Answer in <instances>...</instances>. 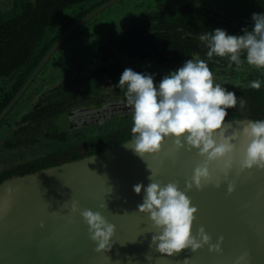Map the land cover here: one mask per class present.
<instances>
[{
    "label": "flooded vegetation",
    "instance_id": "1",
    "mask_svg": "<svg viewBox=\"0 0 264 264\" xmlns=\"http://www.w3.org/2000/svg\"><path fill=\"white\" fill-rule=\"evenodd\" d=\"M253 13H264V0H0V184L131 140L132 108L118 85L125 68L158 84L203 59L245 101L260 80L264 120V69L229 68L199 40L217 28L243 35Z\"/></svg>",
    "mask_w": 264,
    "mask_h": 264
},
{
    "label": "water",
    "instance_id": "2",
    "mask_svg": "<svg viewBox=\"0 0 264 264\" xmlns=\"http://www.w3.org/2000/svg\"><path fill=\"white\" fill-rule=\"evenodd\" d=\"M249 120L226 119L234 128ZM132 140V139H131ZM131 140L107 151L64 163L0 184V264H264V170L239 172L234 165L225 181L220 166L213 164L212 182L197 190H187L185 182L202 157L196 150L176 151L166 139L160 153L143 158L127 148ZM155 179L175 181L197 208L192 233L199 227L211 236V243L223 237L220 253L208 245L192 252L190 248L171 257L155 250L148 216L138 211L143 202L133 191L137 183ZM239 172V175L237 173ZM220 180L216 186V179ZM228 183L234 190L227 191ZM78 208L99 211L115 225L110 244L96 250L88 226L71 212ZM105 203V208L99 205Z\"/></svg>",
    "mask_w": 264,
    "mask_h": 264
},
{
    "label": "clouds",
    "instance_id": "3",
    "mask_svg": "<svg viewBox=\"0 0 264 264\" xmlns=\"http://www.w3.org/2000/svg\"><path fill=\"white\" fill-rule=\"evenodd\" d=\"M251 20V29H242L243 35H229L219 28L199 35V40L208 47L207 56L227 57L228 67L232 68L234 64L237 70L244 63L264 69V13H253ZM118 85L126 86L127 104L132 108V140L125 145L127 148L143 158L145 154L160 153L165 140L171 139L176 151L194 149L202 157L185 182L187 190L193 186L200 190L212 182L213 164L220 166L225 181L234 165H238L239 172L254 167L264 170V120L249 119L239 129L226 123L227 110L236 108L238 102L243 110L246 101L243 98L238 101L234 92L216 83L205 60H186L182 66L164 75L158 84L154 83V74L125 68ZM250 87L259 90L261 81H251ZM150 171V183L146 187L137 183L133 191L140 194L143 188V202L137 207L156 229L152 235L155 250L171 257L184 249L190 248L194 252L208 245L209 252L220 253L222 236L213 244L203 227L193 235L197 208L185 191H181L175 181L165 184L155 179L158 174ZM219 183L217 178V187ZM233 190L234 184L228 183L227 191ZM99 207L105 208L106 204L101 203ZM70 209L73 213L79 211L97 251L109 246L115 225L99 211L80 210L74 200ZM244 255L237 257L234 264H240ZM184 264H188V259Z\"/></svg>",
    "mask_w": 264,
    "mask_h": 264
},
{
    "label": "trees",
    "instance_id": "4",
    "mask_svg": "<svg viewBox=\"0 0 264 264\" xmlns=\"http://www.w3.org/2000/svg\"><path fill=\"white\" fill-rule=\"evenodd\" d=\"M251 93H252L251 95L252 98L246 100V108L243 110L240 109V107H238L239 105L238 102L236 108L229 109L227 118L246 116V117H250L251 119L258 120V101L255 102V100H258V90Z\"/></svg>",
    "mask_w": 264,
    "mask_h": 264
}]
</instances>
